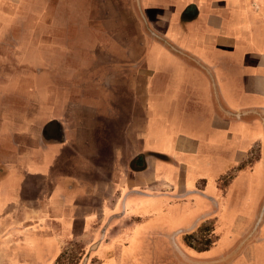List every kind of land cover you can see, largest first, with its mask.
I'll list each match as a JSON object with an SVG mask.
<instances>
[{"label":"crops","instance_id":"1","mask_svg":"<svg viewBox=\"0 0 264 264\" xmlns=\"http://www.w3.org/2000/svg\"><path fill=\"white\" fill-rule=\"evenodd\" d=\"M87 1L84 20H78L85 36L59 37L52 28L47 34L46 21L37 22L44 36L28 52L20 44L25 35L13 29L24 0H0V59L8 60L0 64V73L13 79L0 80L1 88L11 87L0 100V249L7 253L2 264H22L23 255L27 264H53L76 231L93 238L104 231L107 237L115 227L125 233L120 229L125 220L153 217L134 214L142 200L133 198L142 195L132 184L150 167L147 158L179 167L172 155L179 153L189 172L195 171L192 161L199 162L197 174L182 182L160 178L148 186L151 195L144 197L151 199L144 203L173 197L190 202V211H200L193 221L186 214L176 218L175 223L187 220V225L175 231L195 229L203 218L217 216L231 231L247 223L246 233L264 201V0H139L146 23L135 0ZM50 2L43 9L56 8ZM45 39L49 43L43 46ZM87 42L94 43L84 52L81 44ZM101 68L107 70L103 81ZM48 70L50 76L44 74ZM105 89L113 91V98L105 97ZM4 111L12 118H5ZM26 111L31 112L27 121L19 117ZM84 120L100 121L99 133L122 142H131V125L139 120L146 126L157 120L167 124L157 140L146 128L141 137L146 150L135 144L122 153L119 144L110 153L98 147V135L91 154L93 135L83 127L73 136L74 122ZM111 120L119 125H110ZM121 120L129 124L123 127ZM57 121L69 124V130L57 128ZM209 144L213 169L206 174ZM88 161L97 171L86 173ZM133 161L140 162L139 170L131 168ZM163 165L164 174L169 167ZM239 182L247 186L242 194L232 191ZM21 217L31 224L19 223ZM104 245L102 256L108 253ZM251 245L264 253V217ZM157 246L164 258L169 243L163 239Z\"/></svg>","mask_w":264,"mask_h":264},{"label":"rangeland","instance_id":"2","mask_svg":"<svg viewBox=\"0 0 264 264\" xmlns=\"http://www.w3.org/2000/svg\"><path fill=\"white\" fill-rule=\"evenodd\" d=\"M48 1L49 0H24L23 4L21 5V9L18 10V14L15 17V19L17 20L16 27H14L13 29H18V30H16L17 32L14 33L18 34V36L20 37L25 35L27 39L25 44L24 43L23 44L20 43V44L22 45V47H25L28 52H32L35 49L34 41L38 40L36 44L37 46H39L41 40L40 36H44L43 31L41 34H39L40 30H38L39 26L36 24L37 22L46 21L43 25V29L45 31L47 30L46 31L47 34L50 33L49 31L52 28L54 29L53 33L55 32L57 35H59V37L66 35H74L76 37L85 36L84 32L82 34L83 28L80 26V22H78V20L81 19L84 20L83 16H85V12L88 11L87 7L89 5V2L87 0H51L50 3L56 6V8H52L53 10L51 11L49 9H43V5H46L45 3ZM5 29L7 31V29L9 28L7 27ZM94 33L98 34V32H94ZM94 33H92L91 35L96 36ZM34 38H36V40ZM41 43L43 46H45L46 44L48 45L49 41L45 39L42 40ZM83 43L86 44L85 42ZM88 43L89 42H87V45L85 46L84 44H81L84 47V52H88V50L90 49V47L94 42L89 44ZM78 50L79 49L75 48L72 51H78ZM28 60L29 59H27V61ZM1 61L2 59H0V64L5 65L6 63H8L7 59H4L3 63ZM27 61L25 62L26 65L29 64ZM57 61L59 62L60 59H57ZM106 71L107 70L101 68V72H102L100 74L101 81H103V75ZM44 74H47V76L51 75L49 70ZM106 74L107 73H105V75ZM95 75L97 74L95 73ZM11 76L10 74L8 75V73L6 72L0 73V80L8 79L7 81H9V83H12L13 79H11ZM25 76L32 80L33 77L32 73H28V75ZM9 90H11V87L9 88H7V86L5 88L0 87V100L2 96L4 98L5 96H8V93L10 94ZM45 92L46 91H43V93ZM102 93H105V97L107 96V94H110V97L113 98L112 96L113 91L105 89L103 90ZM85 100L89 101V97H87ZM30 107L32 108V105ZM30 110L32 111V109ZM0 114H3V110H1V108H0ZM23 116L25 117L24 120L27 121L28 118L31 116V112L29 111V113L27 114L26 111V115H19L20 118ZM4 117L10 119L12 118V115H9V113L4 111ZM14 117L17 116L14 115ZM62 122L63 121L56 122L57 128H61V127L64 128L65 126H68L67 129L68 131L69 124ZM109 123L112 126L114 124H116V126L119 125V121H115V120H111ZM101 124L102 123L98 120L97 121L92 120L87 122L86 120H84L82 122L75 121L74 126L72 125L73 136L74 134H76L77 130L78 132H80L83 127L85 131L86 130L89 131V136L90 134L93 135V137L91 136V139L89 141V147H94L93 149L90 150L91 154L95 153V148L96 146H98L97 145L98 135L101 136V138L99 139L100 144L98 147L104 146L109 150L110 153L112 151L115 152L114 149L119 144H122V149H121L122 153H124V151L127 149H131L130 147H128L129 145L133 146L132 147L133 149L135 144L138 146L136 148L139 149L141 148V150H146L144 148L145 146H143L144 143H142L144 139L141 138L144 135L146 128H149L150 131L153 130L152 131L153 136L157 140L158 136L156 135V133L165 130L166 128L165 125L167 124V121L157 120L156 123H153V125L151 123H148V126H146V123L139 120L138 122L134 123L135 125L134 124L131 125L133 127V134H132L133 136L131 142H122L121 137L119 139H114V138L106 139V137L103 136V131L99 133L100 130L99 126ZM120 124H122L124 127L127 126L129 123L125 124L121 120ZM105 126L107 125L105 124ZM96 127L97 129L95 130L96 132V139H95L94 129ZM106 129L108 130L110 129V127H106ZM135 136H137V139L135 138ZM47 140H50V138H47ZM47 140L45 137L44 139L45 144H51L48 143L49 141ZM179 141L180 140H178V142ZM179 143L183 144L182 142ZM179 143L178 146L181 148ZM160 146H161L160 144L157 145L154 144L151 147L155 149H159V148L161 149L162 147ZM206 148H207L206 154L211 157L210 158L211 160L205 159L204 161H207V163H203L206 164L205 165V167L207 168L206 174H208L209 169L211 170L213 169V145L209 144L208 147ZM179 154L180 155L172 154L177 156L178 158L177 163L179 167H171L165 164L163 165V163L159 161L151 163V161H149V158H147L148 164H151L150 167L149 168L146 167L144 169L146 171L143 172L141 177H139L140 179L138 178L136 182H134L135 180L133 181L134 183L132 184V188L135 189V191H137L136 194L142 195V196L136 195L133 198V199L142 200L141 203L138 202V204H136L134 214L139 215L140 217L152 214L153 217H147L146 219H140V218L132 219V222L125 220V222H123L122 225L120 226V229L121 228L122 230L124 229V232L126 234L125 233L119 234L120 231H118L117 227H115L116 232L111 233V235L107 237L104 234V231L101 232L98 237H94V238L90 235H83L82 233H78V231H76L75 234L69 236V240H67V242L61 245L60 254L58 255V257L56 258L53 264H197V263L221 258L227 255L229 252H231L236 247V245L242 240V238L250 232L255 222L249 227L246 233H242L243 231L246 230L247 223L244 222L242 224L240 223L239 225L237 224L232 228L231 231V228L226 229L224 225L219 224V220H220L219 217L213 216L212 218H207V219L203 218L202 221L199 223V226L195 229L193 228L183 231H175L176 228L183 225L184 226L187 225L185 223L187 220L184 221L183 223L182 222L175 223L176 218L183 217L182 215L186 214L187 216L185 218L188 220L189 218H191V220L193 221L199 216L200 211L194 209L190 211L189 210L191 208L190 202H184V201L181 202V200L179 201L173 197L172 199L169 200L168 198H166L164 202H160L161 200H159L157 202L151 203L152 200L151 201L147 200V202L144 203L145 199H151L144 197L146 195H151V191L148 190V186H155L156 182L160 178L167 179L171 183L175 182L176 180L182 182V179H185L188 176V174L190 173L197 174L198 170L196 167L199 166L198 164L199 162L192 161L193 165L191 166L195 167V168L192 167V170L194 168L195 171L189 172L188 167L185 166L189 163L188 162L185 163V161L183 160L184 155H182L181 153ZM139 157H143V156H139ZM152 157H156V156L152 155ZM96 160L97 159H95V161ZM144 162L143 164L145 165ZM136 164L141 165L140 162H136ZM136 164L133 161L131 168L135 170H139L141 166H138ZM85 165H88V169H85L86 173L89 169L94 170V172L97 171L96 166L94 165V163H92V161L85 162ZM161 165L165 167H169V170L164 171V174L162 173L161 169H159L162 168ZM100 168H101V172H103V168L102 167ZM173 168L175 171L172 170ZM177 168L179 169L178 171H176ZM226 180L227 179L223 180V182L221 183L222 187L226 186ZM244 184L246 185V183ZM244 184L242 182L234 183V186L232 187V191L235 193L242 194L244 192V189L245 190L247 189V186H245ZM160 198L164 199V197H160ZM112 204L114 203L111 201V203H109V206H112ZM248 207L249 206L246 203H244V209L248 210ZM259 211L260 208L258 209V213ZM244 213L246 214L247 212L245 211ZM255 219H257V217ZM245 220L247 219L246 218L239 219V221H245ZM18 221L19 223H23V221H27V224H31L30 223L31 220H28V217H25V219L21 217L18 219ZM166 221L168 225L165 224ZM151 223H153V225H151ZM107 224L108 221L106 222V225ZM79 225L80 224L77 223V227H76L77 230H79L80 227ZM101 229H103V226H101L100 230ZM162 233L164 234L163 235L164 238H162L161 235ZM163 239L164 241L169 243V248L164 253V258H161L160 257L161 254H159V247L157 246V244L163 241ZM105 243L107 244V250L105 251L106 253L107 252L108 253L106 256H102L100 250H103V248L105 247L104 245ZM254 247L251 245V243H249L241 250V252L233 260H231L227 264H264V253L262 251L254 250ZM211 249L213 250L210 252ZM203 252H208V253L204 254ZM5 256H7V253L5 255V251L0 249V264H2L3 262L2 259ZM118 259H120V261ZM21 262L22 264L29 263L28 257H24V255L21 256Z\"/></svg>","mask_w":264,"mask_h":264},{"label":"water","instance_id":"3","mask_svg":"<svg viewBox=\"0 0 264 264\" xmlns=\"http://www.w3.org/2000/svg\"><path fill=\"white\" fill-rule=\"evenodd\" d=\"M135 1H136L137 5H138L139 15L143 19V21L145 22L144 16L142 15L141 10H140L139 0H135ZM244 114L245 113H242V115H244ZM234 116L235 117H239L240 115L239 114H234ZM263 217H264V201L262 203V206L260 208L257 220L254 223L252 229L250 230V232L247 235H245L242 238V240L236 245V247L231 252H229L227 255H225V256H223L221 258H218V259H215V260H211V261L201 262V263H197V264H227L228 262L233 260L241 252V250L246 245H248L249 243H252V241L254 240V237H255V235L257 233V230H258V228H259V226L261 224V221H262Z\"/></svg>","mask_w":264,"mask_h":264},{"label":"trees","instance_id":"4","mask_svg":"<svg viewBox=\"0 0 264 264\" xmlns=\"http://www.w3.org/2000/svg\"><path fill=\"white\" fill-rule=\"evenodd\" d=\"M202 251V250H201ZM203 251H205V250H203Z\"/></svg>","mask_w":264,"mask_h":264}]
</instances>
